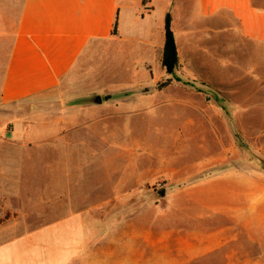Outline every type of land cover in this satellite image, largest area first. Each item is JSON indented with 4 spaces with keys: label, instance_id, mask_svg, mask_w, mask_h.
<instances>
[{
    "label": "crops",
    "instance_id": "0c3cea01",
    "mask_svg": "<svg viewBox=\"0 0 264 264\" xmlns=\"http://www.w3.org/2000/svg\"><path fill=\"white\" fill-rule=\"evenodd\" d=\"M167 12L176 70L185 77L209 69L211 77L222 80L227 68H242L264 80V0H0V264L121 260L116 238L125 233L133 238V232L115 230L94 242L90 230L102 229L117 211L108 197L123 178L102 177L93 164L96 149L110 139L106 128L114 131L127 115L155 114L157 98L177 87L172 80L157 88L167 74L161 62ZM121 68L123 77L116 76L113 70ZM71 81L82 86L74 98L81 103L40 110L32 123L8 125L18 117L15 103L48 100ZM183 96L184 107L194 112L184 124L202 132L225 129L221 109L197 106ZM214 138L219 144L218 135ZM200 140L198 147H208L204 137ZM21 147L35 155L17 151ZM47 149L50 155H44ZM233 159L215 155L194 165L200 172L221 167L188 190L203 212L220 215L227 224L220 227L202 216L187 225L178 242L181 259L206 258L221 246H227L228 259H264V176L234 165ZM38 162L50 180L39 195L51 197V215L39 224L38 188L28 191L21 184L24 165L38 176ZM149 243L153 250L155 234Z\"/></svg>",
    "mask_w": 264,
    "mask_h": 264
},
{
    "label": "rangeland",
    "instance_id": "374dc122",
    "mask_svg": "<svg viewBox=\"0 0 264 264\" xmlns=\"http://www.w3.org/2000/svg\"><path fill=\"white\" fill-rule=\"evenodd\" d=\"M195 58L200 59L196 54ZM207 70L198 69L196 74L185 77L183 71L175 69L174 74L181 80L172 78V83L181 89L172 86L168 94L162 98L158 97L155 114H147L145 111L142 112L143 115H127L123 117L124 121L113 126L114 131L111 127L106 128L110 139L106 144L101 143V148L96 149L98 152L93 164L94 171L98 170L97 173L102 177L105 174L108 179H120L122 176L123 181L118 182L115 194L108 197L117 204V211L107 218H113V229L111 220H105L102 229L90 230L92 240H102L106 234L115 230L133 232V238L127 233L116 238L117 250L122 251V258L117 264H264V259H228L227 246H221L216 253L206 258H180V231L187 225L200 222L202 216H206L204 220L220 227L227 224V220L222 216H210L203 212L194 191L188 190L197 180L215 173L218 168L221 169L218 167L202 172L195 171L194 165L197 162L211 159L215 155L234 156V165L249 167L264 176V80H260L258 74L248 73L242 68H227L222 80L214 79L210 70ZM113 72L119 77H123L125 73L122 68L114 69ZM153 73L157 74V69ZM172 75L166 74L165 77L171 78ZM261 76L264 77L263 74ZM184 90L187 94H184ZM79 91H83L82 86L71 81L64 86L60 94L48 100L39 101L38 97H31L19 101L14 104V109H17L15 115L18 117L12 116L13 119L8 125L27 124L40 110L51 111L56 107L67 108L76 102L81 103L74 99ZM84 93L90 94L88 91ZM183 95L191 98L192 103L197 106L201 104L204 107L221 109L225 115L219 118L226 124L225 129L216 133L202 132L196 131L194 125L184 124L186 117L194 112L184 107ZM194 95H201L202 99H193ZM244 110L245 113H242ZM231 112H235V115L232 116ZM128 117L133 120L129 121L131 123H126L125 118ZM17 120L20 121L16 122ZM222 120L219 123H222ZM215 135H218L221 144H216L215 138L212 140ZM200 137L205 138L208 147H198ZM47 150L44 155H50V149ZM17 151L25 152L27 156L35 155L33 150H25L22 147L17 148ZM24 167L21 183L23 189L32 191L38 188L39 224L44 222L47 215H51V197L39 195L40 191L44 193L50 180L44 176L41 162H38V176L36 173L34 175L30 168ZM65 173L64 171L62 174ZM65 180L66 177L62 182ZM105 187L107 186H103ZM59 198L61 200V197ZM30 199L31 197L27 198L28 205ZM120 204L123 208H120ZM101 214L105 215V210ZM113 215L115 217H112ZM164 232L170 234L166 235ZM153 234L155 246L152 250L149 240ZM222 235H225V232Z\"/></svg>",
    "mask_w": 264,
    "mask_h": 264
},
{
    "label": "trees",
    "instance_id": "16d2710c",
    "mask_svg": "<svg viewBox=\"0 0 264 264\" xmlns=\"http://www.w3.org/2000/svg\"><path fill=\"white\" fill-rule=\"evenodd\" d=\"M112 33H116V24L114 25L112 29ZM164 45H163V52H162V66L164 67L165 71L167 74H173L172 77H168L165 79H162L158 84L157 88L161 89L166 86H168L172 78L180 81L181 78L176 76L174 74V70L177 67L178 64V54H177V47H176V42L174 38V33L171 28V15L169 12L166 13L165 18H164ZM186 84H190L188 81H183ZM264 167V163H263Z\"/></svg>",
    "mask_w": 264,
    "mask_h": 264
},
{
    "label": "water",
    "instance_id": "95a60500",
    "mask_svg": "<svg viewBox=\"0 0 264 264\" xmlns=\"http://www.w3.org/2000/svg\"><path fill=\"white\" fill-rule=\"evenodd\" d=\"M100 100H101L100 97L97 96V99L95 101L100 102Z\"/></svg>",
    "mask_w": 264,
    "mask_h": 264
}]
</instances>
